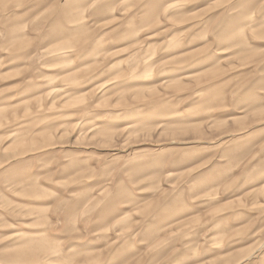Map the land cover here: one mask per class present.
<instances>
[{
  "label": "rangeland",
  "instance_id": "rangeland-1",
  "mask_svg": "<svg viewBox=\"0 0 264 264\" xmlns=\"http://www.w3.org/2000/svg\"><path fill=\"white\" fill-rule=\"evenodd\" d=\"M0 264H264V0H0Z\"/></svg>",
  "mask_w": 264,
  "mask_h": 264
},
{
  "label": "bare ground",
  "instance_id": "bare-ground-1",
  "mask_svg": "<svg viewBox=\"0 0 264 264\" xmlns=\"http://www.w3.org/2000/svg\"><path fill=\"white\" fill-rule=\"evenodd\" d=\"M14 37V36H13ZM17 38H18V36H17Z\"/></svg>",
  "mask_w": 264,
  "mask_h": 264
}]
</instances>
